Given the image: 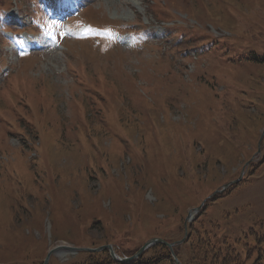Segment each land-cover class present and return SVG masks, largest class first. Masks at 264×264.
<instances>
[{
  "label": "rangeland",
  "instance_id": "1",
  "mask_svg": "<svg viewBox=\"0 0 264 264\" xmlns=\"http://www.w3.org/2000/svg\"><path fill=\"white\" fill-rule=\"evenodd\" d=\"M41 1L86 37L51 50L38 0H0V264L264 236V0Z\"/></svg>",
  "mask_w": 264,
  "mask_h": 264
},
{
  "label": "trees",
  "instance_id": "2",
  "mask_svg": "<svg viewBox=\"0 0 264 264\" xmlns=\"http://www.w3.org/2000/svg\"><path fill=\"white\" fill-rule=\"evenodd\" d=\"M218 197L221 196H217L216 199ZM212 201V198H210L207 202ZM204 208L205 204H203L201 210ZM195 220H193V223ZM245 236H247V238L243 236L238 237L236 241H231L230 239L217 238L215 235H210L209 232H207L204 236L196 235L194 239H191L193 236L188 232L184 242L181 245L174 246L173 251L180 264H245L250 260L249 255H254L255 252L259 257L258 264H262L263 260L261 258L264 257V251L262 249L264 236L257 237L250 243L248 242V239L253 237L249 234ZM181 239L182 238L177 239L171 243H175ZM192 243H194V245H192ZM185 244H189L190 246L195 247V249L191 252L190 256L183 258L180 251L181 247ZM136 251L137 250L132 252L124 251L121 252V255L131 256ZM74 264H175V262L167 247L162 244H155L146 250L139 258L131 260L128 263L113 261L108 252L104 250L95 254L88 253L85 261Z\"/></svg>",
  "mask_w": 264,
  "mask_h": 264
},
{
  "label": "water",
  "instance_id": "3",
  "mask_svg": "<svg viewBox=\"0 0 264 264\" xmlns=\"http://www.w3.org/2000/svg\"><path fill=\"white\" fill-rule=\"evenodd\" d=\"M187 219H189V217ZM184 229H185L184 231L186 233V227H184ZM184 239L181 240V242H179L178 244L182 243L184 241ZM157 243H160V244L166 246L171 251H172L173 246H174V244L167 243V242L163 241L162 239L153 238V239L147 241L146 243H144L137 250V252L133 256H131V257H117L115 255V253H114V251H113V249H112V247L110 245L101 246V247H98V248H95V249H87L86 251L87 252H90V253H96V252H101L103 250H107L108 253H109V255H110V257L114 261L119 262V263H126V262H129V261L133 260V259L138 258L145 250H147L149 247H151V246H153L154 244H157ZM61 248H66V247H60V249ZM173 257H174L175 264H179L177 258L174 255H173ZM48 259H49V257H46L45 260H44V262H43V264H47L48 263Z\"/></svg>",
  "mask_w": 264,
  "mask_h": 264
}]
</instances>
